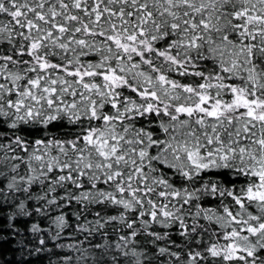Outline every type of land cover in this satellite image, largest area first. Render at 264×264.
Listing matches in <instances>:
<instances>
[{
    "label": "snow or ice",
    "instance_id": "obj_1",
    "mask_svg": "<svg viewBox=\"0 0 264 264\" xmlns=\"http://www.w3.org/2000/svg\"><path fill=\"white\" fill-rule=\"evenodd\" d=\"M9 241L0 264H264V0H0Z\"/></svg>",
    "mask_w": 264,
    "mask_h": 264
},
{
    "label": "trees",
    "instance_id": "obj_2",
    "mask_svg": "<svg viewBox=\"0 0 264 264\" xmlns=\"http://www.w3.org/2000/svg\"><path fill=\"white\" fill-rule=\"evenodd\" d=\"M207 206V205H206ZM203 222V221H202ZM173 239H176L177 240V243H180V238L177 237V236H173ZM14 245H13V242L12 241H9L7 243H2L0 244V250H2L3 252H8L10 248H13ZM8 259L10 261L14 260V257L12 255H9L8 256Z\"/></svg>",
    "mask_w": 264,
    "mask_h": 264
}]
</instances>
